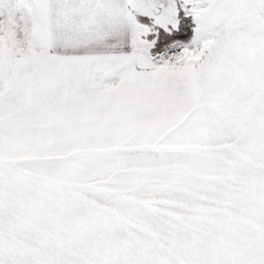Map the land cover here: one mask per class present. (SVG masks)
<instances>
[{
    "label": "snow or ice",
    "instance_id": "obj_1",
    "mask_svg": "<svg viewBox=\"0 0 264 264\" xmlns=\"http://www.w3.org/2000/svg\"><path fill=\"white\" fill-rule=\"evenodd\" d=\"M0 264H264V0H0Z\"/></svg>",
    "mask_w": 264,
    "mask_h": 264
}]
</instances>
